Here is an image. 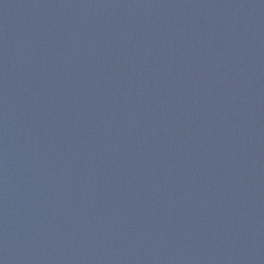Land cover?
I'll return each instance as SVG.
<instances>
[{
    "label": "water",
    "instance_id": "obj_1",
    "mask_svg": "<svg viewBox=\"0 0 264 264\" xmlns=\"http://www.w3.org/2000/svg\"><path fill=\"white\" fill-rule=\"evenodd\" d=\"M0 264H264V0H0Z\"/></svg>",
    "mask_w": 264,
    "mask_h": 264
}]
</instances>
